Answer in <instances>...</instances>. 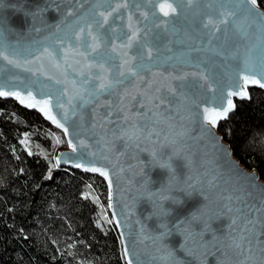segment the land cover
Segmentation results:
<instances>
[{"label":"water","instance_id":"1","mask_svg":"<svg viewBox=\"0 0 264 264\" xmlns=\"http://www.w3.org/2000/svg\"><path fill=\"white\" fill-rule=\"evenodd\" d=\"M162 4L176 11L165 7V16ZM218 11L234 15L209 36L201 21L209 13L223 19ZM105 16L108 23L98 27L95 21ZM89 28L96 42L87 35ZM45 48L59 50L55 61L37 59ZM0 50L20 65L0 59V92H19L25 103L12 95L0 98L38 111L63 132L67 147L56 154L57 168L104 179L127 264H264V179L256 168L244 166L225 141L217 129L224 119L216 127L203 120L206 107L220 110L231 99L230 115L236 100L250 98L249 88L264 90L252 83L244 89L242 79H264V8L258 0L256 6L249 0H194L191 6L187 0H0ZM98 60H107L113 82L127 67L137 75L84 104L78 93L88 87V65ZM244 90L246 97L228 96ZM141 92L162 95L165 102L152 111L150 104L141 108L147 103ZM29 93L35 101L51 102L67 133L41 111L44 104L27 106ZM118 109L123 110L119 117ZM106 111L113 113L112 122ZM123 113L129 115L127 124ZM118 119L130 138H120ZM165 162L170 169L160 167ZM91 167L107 170L111 187L100 173L85 170ZM149 191L157 194L152 200Z\"/></svg>","mask_w":264,"mask_h":264},{"label":"trees","instance_id":"2","mask_svg":"<svg viewBox=\"0 0 264 264\" xmlns=\"http://www.w3.org/2000/svg\"><path fill=\"white\" fill-rule=\"evenodd\" d=\"M249 91L217 129L264 179V90ZM65 147L63 132L38 111L0 98V264H127L106 182L57 168Z\"/></svg>","mask_w":264,"mask_h":264},{"label":"snow or ice","instance_id":"3","mask_svg":"<svg viewBox=\"0 0 264 264\" xmlns=\"http://www.w3.org/2000/svg\"><path fill=\"white\" fill-rule=\"evenodd\" d=\"M193 2H194V0H187V5L191 6L193 4ZM249 2L253 6L257 5V0H249ZM165 7L170 9L171 12H173V13L176 11V9L173 8L172 4H166V5L162 4L161 5V11H164ZM209 7H211V5H209ZM247 12L249 15H252V9H248ZM103 15L104 14L101 13V16H103ZM164 15L168 16L169 12L164 11ZM218 15L221 17H224V18L223 19H214L213 15L211 13H209L207 15L206 21H201L202 27L207 30L206 34L209 36L214 35L215 32L221 31V25H227L229 23L227 17L234 15V13L219 12L218 11ZM256 15L259 17L262 14L257 12ZM95 23L98 27L101 26L102 24L108 23V17L105 16L103 21L96 20ZM84 31L85 30L83 28L80 29L81 34H83ZM87 35L91 37L93 42H96L98 39L97 36L92 34V31L90 28L88 30ZM75 39L77 41H81L82 37H81V35H77L75 37ZM130 46H131V41H130ZM92 50L95 51V48H93ZM113 51H115V49H113ZM59 54H60L59 50L50 51L49 49L45 48V49H43V53L41 54V56L37 57V59H41L43 56H47V58H49L50 60L55 61L56 57ZM15 55H16L15 50H13L12 56L14 57ZM79 55L85 56V53L81 52V53H79ZM123 55L126 56L127 53L125 52V53H123ZM137 55L141 61L144 59V53L142 50L138 51ZM148 55H149V57L151 56V49H149ZM85 58H87V57H85ZM0 59L6 60L9 64H14L17 67L20 66L19 61L14 59V58H10V56L4 50H0ZM106 63H107V60H98L96 63H90L88 65V68L90 71L88 73V76L85 77V81L87 82L88 87L84 88L83 94L78 93V97H79L80 101H82L84 104H87L94 99L99 100V98L105 93L110 94L112 89L114 88V86L116 84L122 83L123 80L130 79V78L135 77L137 75V73L134 71V69L132 67H127L126 72L125 71H118L117 79L113 82L108 78L107 74L110 72V69L105 67ZM127 64H128V61L125 60L124 64H122L120 67L124 68V66ZM55 66L58 68L59 64H56ZM93 68H96L99 71L98 72H92L91 69H93ZM126 73L130 74V76L127 75ZM82 75H83V73H82ZM161 75H163V73H161ZM262 75H264V73H262ZM165 79L167 80V79H169V77H165ZM171 79L183 80L184 77L183 76H172ZM242 79L244 81V89L247 88V85L249 83L257 84L260 87H264V79L251 78L249 75H244L242 77ZM97 81H99V83H97ZM149 86H150V82H149ZM159 91L160 90L157 89V92H159ZM168 91L170 93L174 94L176 92V89L170 87L168 89ZM9 95L14 96L21 103H25V97L22 96L21 93H19V92H13V93L0 92V96H9ZM28 95H29V98L32 100V103L27 104L28 107H34V106H36L37 103L44 104L46 107V110H45V108H42L41 111H44L45 115L48 117V119L52 120V122L54 124H56L57 127L63 128L64 132L67 133V131H68L67 128H64V125L60 122V120H57L56 116L52 114L51 107H50V104H51L50 101H35V98L31 96V93H29ZM140 95H141V97L144 98V100L147 101V103L141 102L140 107L145 108V107H148V105L150 104L152 107L148 109L149 111H152L153 108L159 109L165 102L164 97L162 95L148 97L147 94L144 92H141ZM232 95H240L243 98V97L247 96V92H246V90H244V91L235 92V93L234 92L228 93L229 97ZM154 101H159V103H153ZM70 102H71V98H70ZM106 106L110 108L111 102L106 101ZM57 107H62V105L57 104ZM234 107H235V105L232 103L231 99H228L227 104L222 105L220 110H218L215 107L211 108V109L206 107L203 109V120L205 122H207L208 124H210L212 127H216L218 121L220 119L227 118L229 111H231ZM122 111H123L122 109L117 110L116 114L118 117L120 116V113ZM112 115H113V113L111 111H106L104 113L105 118L109 122H112ZM134 115L137 117V119H139L141 114L139 112H136ZM121 118L123 119L124 123L127 124L128 120H129L128 113H123ZM64 119L65 120L67 119V113L64 114ZM116 124H117V129L120 131V138H130L129 137V129L124 128L120 124L119 119L116 121ZM131 127L133 129H136L138 127V125L133 124ZM133 134H134V132H133ZM68 144H69V147H71L72 150L75 152L76 151V145H74L71 140L68 141ZM81 144H83V142H81ZM93 155H95V154H93ZM153 163H156V161H153ZM75 167L80 168V167H82V165L76 164ZM160 167L170 169L171 165L165 162V163H161ZM85 170L100 173V175L104 176L106 179L109 180V186L111 187V178H110L109 172L107 170H105L103 168H97V167L86 168ZM147 195L149 197V200H152V198L154 196H156L157 194L149 191L147 193ZM161 199H168V197L162 196ZM174 202H178V201L174 200ZM109 206L111 207V205H109ZM233 223H235L234 220H233ZM129 264H131V262H129Z\"/></svg>","mask_w":264,"mask_h":264},{"label":"rangeland","instance_id":"4","mask_svg":"<svg viewBox=\"0 0 264 264\" xmlns=\"http://www.w3.org/2000/svg\"><path fill=\"white\" fill-rule=\"evenodd\" d=\"M63 149V148H62ZM58 153V152H57ZM56 157V156H55Z\"/></svg>","mask_w":264,"mask_h":264},{"label":"clouds","instance_id":"5","mask_svg":"<svg viewBox=\"0 0 264 264\" xmlns=\"http://www.w3.org/2000/svg\"><path fill=\"white\" fill-rule=\"evenodd\" d=\"M195 212V211H194Z\"/></svg>","mask_w":264,"mask_h":264}]
</instances>
